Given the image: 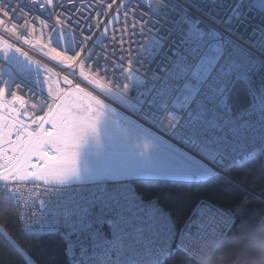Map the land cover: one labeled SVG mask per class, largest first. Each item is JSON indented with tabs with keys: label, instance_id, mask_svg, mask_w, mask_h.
<instances>
[{
	"label": "built area",
	"instance_id": "built-area-1",
	"mask_svg": "<svg viewBox=\"0 0 264 264\" xmlns=\"http://www.w3.org/2000/svg\"><path fill=\"white\" fill-rule=\"evenodd\" d=\"M236 7V0H0V194L15 207L25 232L61 236L71 264H160L177 249L196 257L227 232L232 223L216 235L181 236L183 227L176 221L177 230L164 225L163 214L170 211L157 198H145L136 178L36 179L30 157L59 111L77 113L78 103L101 99L121 124L137 126L179 156L199 153L198 173L204 175L196 180L229 178L236 166L264 161V116H249L248 106L231 108L224 113L226 127L204 128L193 122L198 111L189 104L201 98L194 96L193 76L199 42L190 35L197 21L205 29H227L238 42V58L254 65L264 58V4L244 0L240 18L229 24ZM63 35L73 37L66 50L55 47ZM34 43L55 51L62 62L33 50ZM34 54L55 69L56 96L25 71L28 56L38 59ZM52 205L60 214L84 216L92 227L71 240L59 226L34 227ZM140 205L161 210L153 227L143 214L126 211Z\"/></svg>",
	"mask_w": 264,
	"mask_h": 264
},
{
	"label": "rangeland",
	"instance_id": "rangeland-1",
	"mask_svg": "<svg viewBox=\"0 0 264 264\" xmlns=\"http://www.w3.org/2000/svg\"><path fill=\"white\" fill-rule=\"evenodd\" d=\"M73 37L63 35L57 44L61 49L71 47ZM32 49L54 63L61 57L39 43ZM25 71L43 82L44 89L57 95V73L52 67L28 56ZM91 82V81H90ZM92 85L108 96L120 98L98 83ZM78 112L59 111L51 121L49 136L43 137L30 157V167L36 179L52 182L88 180L99 177H140L149 174L163 180H190L188 172L176 170L165 161L169 156H179L137 126L121 124L114 110L103 100L90 106L78 103ZM22 174L25 171L22 170ZM148 176V175H147ZM192 174V179L198 178Z\"/></svg>",
	"mask_w": 264,
	"mask_h": 264
},
{
	"label": "snow or ice",
	"instance_id": "snow-or-ice-1",
	"mask_svg": "<svg viewBox=\"0 0 264 264\" xmlns=\"http://www.w3.org/2000/svg\"><path fill=\"white\" fill-rule=\"evenodd\" d=\"M222 4L223 0H219ZM237 7L228 19L231 24L232 17L240 18L241 12L239 5L244 0H236ZM212 4H217L218 0H211ZM256 3L264 4V0H256ZM202 21H197L190 30V35L199 43L194 45V52L200 53L196 60L193 76L197 83L195 85L196 94L201 98L198 102L189 100V104L195 103L198 115L194 123L199 122V126L204 128L222 129L227 126L223 122L224 113L231 114V105L229 99L236 84L248 82L251 87L248 92L249 116H264V58H260L254 65L249 59L238 58L236 48L238 42L231 38L232 34L227 29H221L219 25L202 28ZM201 85L206 87L201 92ZM217 138L216 143H219ZM205 143L212 146V141L206 140ZM203 149H201V152ZM199 153L183 156H169L165 163L173 169L188 172L187 179H192V174L203 176L204 173H198L202 167L200 161L196 158ZM58 206L52 205L50 208L42 210L41 218L34 222V227L43 231L53 226H59L65 230L66 236L71 240L81 232L87 231L92 227L91 222L86 221L84 216H78L76 212H64L60 214L57 211ZM240 210V205L226 207L219 200H197L190 206L181 222L184 229L181 236L218 234L223 228L228 227L236 214ZM88 210L85 209V212ZM126 211L134 216L143 214V219L148 222V227H153V221L160 213L158 208H146L144 205L129 206ZM164 225L173 230L178 229L174 217L170 212L163 214ZM74 247V245H73ZM179 251V250H178Z\"/></svg>",
	"mask_w": 264,
	"mask_h": 264
},
{
	"label": "trees",
	"instance_id": "trees-1",
	"mask_svg": "<svg viewBox=\"0 0 264 264\" xmlns=\"http://www.w3.org/2000/svg\"><path fill=\"white\" fill-rule=\"evenodd\" d=\"M249 88L237 83L229 103L234 111L248 106ZM231 177L176 181L137 179L145 198H157L182 226L185 214L197 200H219L226 207L240 205L230 232L253 216L264 215V161L253 159L236 166ZM248 189L253 191L249 192ZM179 250V251H178ZM0 264H71L64 240L57 234L37 235L23 230L15 207L0 194ZM160 264H196V257L177 249Z\"/></svg>",
	"mask_w": 264,
	"mask_h": 264
},
{
	"label": "clouds",
	"instance_id": "clouds-1",
	"mask_svg": "<svg viewBox=\"0 0 264 264\" xmlns=\"http://www.w3.org/2000/svg\"><path fill=\"white\" fill-rule=\"evenodd\" d=\"M196 264H264V215L245 219L236 231L202 248Z\"/></svg>",
	"mask_w": 264,
	"mask_h": 264
},
{
	"label": "water",
	"instance_id": "water-1",
	"mask_svg": "<svg viewBox=\"0 0 264 264\" xmlns=\"http://www.w3.org/2000/svg\"><path fill=\"white\" fill-rule=\"evenodd\" d=\"M55 47L59 48L57 45H55ZM59 49H61V48H59ZM40 58H42L43 60H45V61L48 62V60H46L45 58H43V57H40ZM40 58H38V60L41 61L43 64H46V63H44V61H42ZM46 65L52 67V64H51L50 62H48V64H46ZM229 178L232 179V180H234L235 182L239 183L236 179H234V178H232V177H229ZM239 184H240V183H239ZM248 190H249V192H252V193H253V191H252L251 189H248ZM233 224H234V222H232L231 226L228 228V230H227L226 233H229V231H230V229L232 228V225H233Z\"/></svg>",
	"mask_w": 264,
	"mask_h": 264
},
{
	"label": "crops",
	"instance_id": "crops-1",
	"mask_svg": "<svg viewBox=\"0 0 264 264\" xmlns=\"http://www.w3.org/2000/svg\"><path fill=\"white\" fill-rule=\"evenodd\" d=\"M133 178H136V179H148V178H152V179H160L161 177H152L151 175H148V176H138V177H133ZM191 180H195L194 178L193 179H190V180H186V181H191Z\"/></svg>",
	"mask_w": 264,
	"mask_h": 264
},
{
	"label": "bare ground",
	"instance_id": "bare-ground-1",
	"mask_svg": "<svg viewBox=\"0 0 264 264\" xmlns=\"http://www.w3.org/2000/svg\"><path fill=\"white\" fill-rule=\"evenodd\" d=\"M34 56L37 57V58H40L38 55H35V54H34ZM40 59H41L42 61H44V63L48 64L47 61L43 60L42 58H40ZM145 175L147 176V175H149V174H145Z\"/></svg>",
	"mask_w": 264,
	"mask_h": 264
}]
</instances>
